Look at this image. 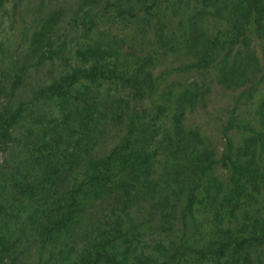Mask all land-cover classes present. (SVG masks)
I'll return each mask as SVG.
<instances>
[{
    "label": "trees",
    "instance_id": "trees-1",
    "mask_svg": "<svg viewBox=\"0 0 264 264\" xmlns=\"http://www.w3.org/2000/svg\"><path fill=\"white\" fill-rule=\"evenodd\" d=\"M203 2L209 8L207 13L227 26L213 38H202L189 67L204 71L216 64V81L225 87L252 81L261 71L260 61L264 63V0ZM78 12L80 17H70V30L94 24L93 16L87 18L88 9ZM116 12L136 16L131 10ZM250 25L262 41L260 57L251 49L246 35ZM65 39V28L59 30L55 15L50 14L44 26L39 25L26 41L22 60L6 57L0 50V264H18L14 249L17 242L11 238V227L15 225L12 217L27 204L33 208L30 221L41 229L43 246H47L45 254L53 262L164 264L184 247L179 238L195 209L208 207L220 198L233 216L246 198L264 194V91L254 111L255 126L239 122L237 103L234 104L222 128L224 150L219 158L203 143L196 129H187L183 124L186 109L204 97L205 90L198 94L202 89L197 84L173 95V104L168 107L170 128L166 130H157L156 123L159 115L166 112L164 105H158L149 120L141 117L140 108L129 105L131 114L123 144L105 153H86L88 142L82 143L84 131L80 127L89 129L92 122L81 121L73 129L60 118L55 128L46 131L43 96L57 101L71 96L67 73L48 84L34 86L28 97L21 96L20 91L31 69L66 49ZM5 43L10 44L3 39ZM109 74L127 91L122 97L125 103L139 101L150 83L149 74L138 67L125 74ZM23 123L24 129L19 132ZM233 130L246 133L238 146L229 135ZM66 135V139H75L71 145L65 142L67 149L62 147ZM216 165L228 174L225 193L208 176ZM159 180L163 185L158 187L149 217H142L143 224L138 225L134 205L145 200L149 186ZM34 199L43 201V211L38 210ZM153 216L159 218L160 229L169 238L156 240L155 246L146 250L140 247L144 238L141 233ZM171 219H179L182 228L177 240L170 237ZM243 227L240 236L226 234L212 244L217 259L224 257L227 250L236 256L254 243H264V215Z\"/></svg>",
    "mask_w": 264,
    "mask_h": 264
},
{
    "label": "rangeland",
    "instance_id": "rangeland-1",
    "mask_svg": "<svg viewBox=\"0 0 264 264\" xmlns=\"http://www.w3.org/2000/svg\"><path fill=\"white\" fill-rule=\"evenodd\" d=\"M87 9V18L93 16L94 24L89 28L70 30L67 27L70 17H80L78 11ZM118 10H131L136 16L119 15ZM208 11L203 0H158L155 4L153 0H0V50L6 57L22 60L26 41L33 31L42 23L44 26L50 14L55 15L57 28L62 30L64 27L66 30V49L56 53L52 59H43L41 66L31 69L20 95L28 97L34 86L48 84L67 73V87L72 95L61 101L49 95L43 96V127L50 132L60 118H63L62 123L68 122L73 129L81 121L92 122L89 129L80 127L84 131L82 143L88 142L87 154L105 153L123 144L131 114L129 105L140 108V115L145 120L155 115L158 105H164L167 109L156 119L157 130L170 128L168 107L173 104V95L197 84L202 89L198 94L205 90L204 97L193 108L186 109L183 124L187 129H196L203 143L214 151L215 158H219L224 150L222 128L235 103L239 122L255 126L254 111L264 91V63L260 61L261 71L252 77V81L236 87L217 83L216 64L204 71L190 68L189 65L196 59L194 50L202 38H213L227 26L220 18L209 15ZM57 33L60 34V31ZM246 35L251 49L260 57L262 41L256 37L251 25ZM3 39L10 44H3ZM137 67L149 74L150 83L139 101L125 103L122 97L127 91L109 73L125 74ZM24 126V123L20 125L19 132ZM229 135L238 146L246 133L233 130ZM66 138L67 135L62 140L65 149L75 140ZM208 176L223 187L221 193L228 190L225 169L216 165ZM162 185V180H159L149 186L145 200L134 205L135 223L138 225L143 224L142 217H149L151 203ZM34 204L39 206V211H43L42 200L34 199ZM27 205L12 217L15 225L11 227V238L17 242L14 246L17 263L67 264L47 258L43 234L36 223L32 225L29 216L33 208ZM228 210L220 198L208 207L195 209L194 216L187 219L182 238L179 219H171L170 237L177 240L180 235L179 240L182 239L184 247L178 250L173 260L164 264H264V243H254L236 256L227 250L225 256L219 259L212 247L218 238H224L226 234L238 237L245 230L243 225L262 218L264 194L246 198L233 216ZM160 227L159 218L153 216L141 233L144 238L140 247L147 250L155 246L156 240L169 238Z\"/></svg>",
    "mask_w": 264,
    "mask_h": 264
}]
</instances>
